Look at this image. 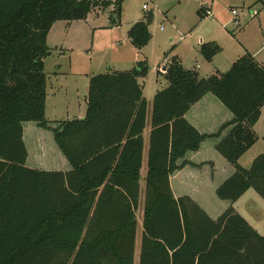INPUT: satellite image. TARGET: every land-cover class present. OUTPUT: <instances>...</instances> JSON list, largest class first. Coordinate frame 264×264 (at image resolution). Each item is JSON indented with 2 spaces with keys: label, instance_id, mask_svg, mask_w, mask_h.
Listing matches in <instances>:
<instances>
[{
  "label": "trees",
  "instance_id": "trees-1",
  "mask_svg": "<svg viewBox=\"0 0 264 264\" xmlns=\"http://www.w3.org/2000/svg\"><path fill=\"white\" fill-rule=\"evenodd\" d=\"M112 6L121 16L122 0H0V264H134L142 203L139 264H264V237L232 206L213 220L191 197L177 199L171 187L187 153L233 126L217 151L235 172L216 195L234 204L253 189L264 200V153L250 169L239 164L258 140L254 127L264 107V65L250 53L209 78L171 59L168 87L153 99L143 194L148 103L138 79L148 74L147 60L128 72L92 76L84 118L55 126L46 120L49 32ZM210 14L198 11L202 19ZM148 24L139 21L128 32L138 50L152 39ZM221 51L215 42L199 49L207 62ZM207 94L233 115L213 135L185 117ZM28 122L53 132L70 171L26 166Z\"/></svg>",
  "mask_w": 264,
  "mask_h": 264
},
{
  "label": "rangeland",
  "instance_id": "rangeland-1",
  "mask_svg": "<svg viewBox=\"0 0 264 264\" xmlns=\"http://www.w3.org/2000/svg\"><path fill=\"white\" fill-rule=\"evenodd\" d=\"M202 6L212 11L203 19L198 15ZM232 10L238 11L239 23ZM150 15L152 19L148 22ZM139 21L149 23L152 36L141 50L136 49L128 38L129 30ZM263 31L264 3L260 0H122L121 16L112 6L105 11L95 10L85 21H76L69 27L65 22L56 24L48 35L51 55L45 59V73L51 75L55 65L60 64L64 69L72 70L81 81L83 74L128 72L143 60L139 58L142 55L147 60L148 74L140 81L152 106L156 91L161 90V85L166 86V79L158 74V70L161 74L166 73L172 58L182 59L192 67L201 55L195 49L199 48L200 42L216 41L225 48L217 61L227 62L236 58L233 50L243 52L242 41H250L255 48L263 46ZM220 68L223 73L230 70L223 63ZM201 74L205 76L202 78H208V72L202 70ZM73 95L78 103H83L84 94L79 83ZM251 166L252 163L245 169ZM238 209L254 224L264 226V200L253 189L238 203ZM142 211L143 203L137 211L139 232L134 264H139L140 258Z\"/></svg>",
  "mask_w": 264,
  "mask_h": 264
},
{
  "label": "crops",
  "instance_id": "crops-1",
  "mask_svg": "<svg viewBox=\"0 0 264 264\" xmlns=\"http://www.w3.org/2000/svg\"><path fill=\"white\" fill-rule=\"evenodd\" d=\"M200 9L210 10L209 8H206L204 6H202ZM74 22H65L66 27L72 26ZM54 26H56V24ZM54 26L52 27V29L54 28ZM209 42L217 43L216 41ZM203 43L208 42H200V44L198 45L199 48H195L198 53H200V45ZM241 46L243 52H240L238 49L233 50V52L235 51L234 55L236 58L227 62L217 61L218 56L225 52L224 46H221L222 51L217 56H215L211 62H207L202 57V55H198L200 56L198 62H196V64L192 67L187 66L186 62L182 59L181 63L185 69L196 71L199 75V78L205 77L201 74L202 70H204L205 73H209L206 74L208 78L212 75L225 74L220 68L221 63L227 65V67L229 66L231 69L232 65L246 53H250L260 64L264 65V42L263 46L259 48L253 47L250 41H242ZM139 58L140 60L141 58L144 59L142 55H140ZM164 61L167 60L165 59ZM210 73L212 74L210 75ZM164 74L165 73L159 75L165 78ZM46 75V120L51 123L52 126H55L53 122L71 121L84 118L87 112V95L90 78L92 76H95L96 74H83V79L79 81L78 77L75 76V73L72 72V70L64 69L62 65L58 64L55 65L54 71L51 75ZM140 79L142 78L138 79V83L142 87L143 97L148 103V123L146 132L144 134L145 148L143 153V165L141 169L140 180L141 191L143 193L145 189L146 174L148 171L149 139L153 105L151 106L149 99L145 97V88ZM78 83L82 87L84 94L82 104L78 103L73 95V93L77 91ZM165 85L166 86H160L161 90L156 91L153 99L159 91H162L168 87L167 80ZM49 113H51V117H49ZM185 117L188 122L203 135H213L217 133L223 125L233 120V115L231 114V112L212 94H207L201 101L193 105ZM263 120L264 107L262 108L260 120L254 127V132L257 135L258 140L255 145L239 160V164L244 168H246L248 164L253 163V161L259 155L264 153ZM232 128L233 126L227 128L222 133L221 137L207 138L204 142H202L198 151L187 153L185 158L181 159L178 162L179 165L184 164L183 168L176 171L171 176V187L177 199L183 196L191 197L207 212V214L213 220H217L229 207L232 206L260 235L264 237V226H262L260 223L254 224L246 216L241 214L238 209V203L249 193V191H247L234 204H231L228 201H222L216 195L217 188L222 185L227 179H229L235 172L234 167L217 151V146L229 134ZM23 139L28 151V158L26 162V166L28 168L41 171L61 172H68L71 170V165L58 148L52 131L42 129L34 122L24 123ZM243 159L245 161H243ZM138 232L139 230L137 229V235ZM140 233L142 243L143 228Z\"/></svg>",
  "mask_w": 264,
  "mask_h": 264
},
{
  "label": "built area",
  "instance_id": "built-area-1",
  "mask_svg": "<svg viewBox=\"0 0 264 264\" xmlns=\"http://www.w3.org/2000/svg\"><path fill=\"white\" fill-rule=\"evenodd\" d=\"M143 9H144V10H147V6H144ZM211 14H212V13H211ZM211 14H210V15H211ZM232 14H233V16L236 18V19H235V20H236V23H239V19H238L239 13H238V11H236V10H232Z\"/></svg>",
  "mask_w": 264,
  "mask_h": 264
},
{
  "label": "water",
  "instance_id": "water-1",
  "mask_svg": "<svg viewBox=\"0 0 264 264\" xmlns=\"http://www.w3.org/2000/svg\"><path fill=\"white\" fill-rule=\"evenodd\" d=\"M142 59V58H141Z\"/></svg>",
  "mask_w": 264,
  "mask_h": 264
}]
</instances>
